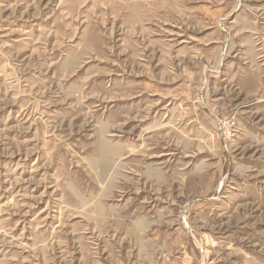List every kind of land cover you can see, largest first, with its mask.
Returning <instances> with one entry per match:
<instances>
[{"label":"rangeland","instance_id":"374dc122","mask_svg":"<svg viewBox=\"0 0 264 264\" xmlns=\"http://www.w3.org/2000/svg\"><path fill=\"white\" fill-rule=\"evenodd\" d=\"M0 264H264V0H0Z\"/></svg>","mask_w":264,"mask_h":264},{"label":"bare ground","instance_id":"6f19581e","mask_svg":"<svg viewBox=\"0 0 264 264\" xmlns=\"http://www.w3.org/2000/svg\"><path fill=\"white\" fill-rule=\"evenodd\" d=\"M113 150L114 149H113V147L111 145H109L108 143L102 142L101 148H100L101 152L106 151L107 153H111Z\"/></svg>","mask_w":264,"mask_h":264}]
</instances>
